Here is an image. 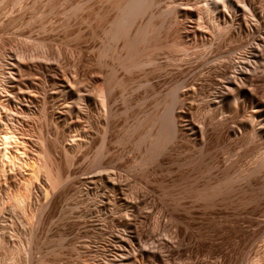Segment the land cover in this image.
<instances>
[{
    "label": "rangeland",
    "instance_id": "obj_1",
    "mask_svg": "<svg viewBox=\"0 0 264 264\" xmlns=\"http://www.w3.org/2000/svg\"><path fill=\"white\" fill-rule=\"evenodd\" d=\"M6 127L0 264H264V0H0Z\"/></svg>",
    "mask_w": 264,
    "mask_h": 264
},
{
    "label": "bare ground",
    "instance_id": "obj_2",
    "mask_svg": "<svg viewBox=\"0 0 264 264\" xmlns=\"http://www.w3.org/2000/svg\"><path fill=\"white\" fill-rule=\"evenodd\" d=\"M204 5H206V2H205ZM98 100H99L98 102L100 103V106H98V107H100V110H101V106H104L103 104L105 102L104 103L102 102L103 97L98 99ZM14 133L15 132H14L13 128L6 127L5 131L0 136V166L4 165L6 163H11L13 165H19V167L21 165H23L24 161L21 158L22 157L21 156L22 152H20V153L15 152L13 154L9 150V146H11V145H12V147L13 146L14 147L17 146L16 145L17 144V138H16ZM12 149H14V148H12ZM15 151H18L17 147L15 148ZM29 191H30V186H28V184L24 183L22 185V190H19V191H17V190L5 191L2 194H0V209L2 207L4 208L5 206L8 207L10 213L13 214L12 216H14L15 220L17 219V221H18V223H20V225L21 224L23 225V223H24L23 222L24 220H22L20 215L25 217L27 214H29L28 213V202H27V200L29 199ZM2 224H3V222H2ZM2 224L0 225V231H2V230L3 231L0 232V233L3 234L4 227H3ZM16 225H17V223H16ZM18 225H17V227H18ZM26 228H28V227L26 226ZM26 228L24 227L23 229H26ZM21 231H23V230H21ZM6 232H8V231H6ZM18 237H19L18 241H20L22 238H21L20 235ZM20 245L21 244L18 243L17 245L13 246L12 249H10L9 253H5L4 260H8L9 264L10 263L16 264V263H18L19 261L22 260L24 251H23V249H22V247ZM3 248H4L3 240L0 239V250L3 249Z\"/></svg>",
    "mask_w": 264,
    "mask_h": 264
}]
</instances>
